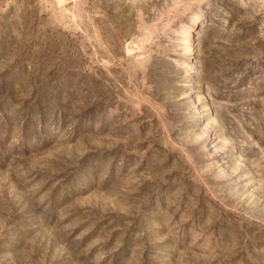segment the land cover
Here are the masks:
<instances>
[{"label": "rangeland", "instance_id": "374dc122", "mask_svg": "<svg viewBox=\"0 0 264 264\" xmlns=\"http://www.w3.org/2000/svg\"><path fill=\"white\" fill-rule=\"evenodd\" d=\"M0 264H264V0H0Z\"/></svg>", "mask_w": 264, "mask_h": 264}]
</instances>
